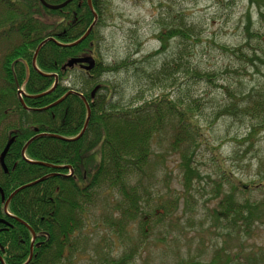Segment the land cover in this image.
Masks as SVG:
<instances>
[{"label":"trees","instance_id":"16d2710c","mask_svg":"<svg viewBox=\"0 0 264 264\" xmlns=\"http://www.w3.org/2000/svg\"><path fill=\"white\" fill-rule=\"evenodd\" d=\"M44 1L60 5L68 0ZM91 5L93 13L87 0H72L59 10H49L39 0H0V42H9L0 56V154L14 139L4 158L6 172L0 167V264L28 261L32 233L27 226L35 236L32 258L27 264H73L81 251L79 238L87 228L90 210L107 194L120 196L112 208L120 214L112 221L117 232L138 224L142 238H147L150 222L143 216L140 204L146 202V196L141 185L132 180L148 166L154 137L171 134L170 147L180 155V168L187 183L196 174L192 167L194 157L205 145L199 119L205 109L200 100L189 95L190 88L185 83L176 90L180 95L172 98L168 93L177 87L174 75L178 70L183 77L189 75L195 85H216L227 96L221 101L222 107L214 108L216 112L209 117L208 126L220 116L248 126L246 137L232 140L237 145L234 156L241 146L238 143H249L246 151H251L250 139L264 130V87L245 94L238 83L236 89L232 88L234 83L218 85L220 74L216 70L191 67L185 61L188 45L199 40L184 15H168L169 25L157 35L161 48L154 55L166 52L173 39L181 42L176 44L179 49L158 68L148 71V67L129 60L107 63L99 58V28L105 25L111 4L109 0H91ZM93 14L97 16L95 23ZM259 16L262 18L263 14ZM92 25L86 39L65 47L78 41ZM245 35L243 45L219 49L244 64L243 72H259L258 65L264 64V32L253 31L248 19ZM86 56L95 59L90 71L77 66L63 68L68 60ZM120 71L134 72L138 82L145 80L151 88L166 85V89L136 106L124 105L122 95L103 81L106 75ZM55 81L54 90L42 95ZM18 90L23 92L22 99ZM65 95L57 105L42 110ZM88 111L85 132L73 140L84 128ZM223 173L230 192L218 204L216 219L231 232L249 235L264 224V171H259L260 180L256 183V190L263 192L262 198L251 200L243 196L241 201L235 195L249 192L250 187H241L230 171ZM43 177L47 178L15 194L4 212L1 195L7 199L15 190ZM216 187L219 192L220 185ZM132 253V248H125L120 257L108 255L97 264H130Z\"/></svg>","mask_w":264,"mask_h":264},{"label":"rangeland","instance_id":"374dc122","mask_svg":"<svg viewBox=\"0 0 264 264\" xmlns=\"http://www.w3.org/2000/svg\"><path fill=\"white\" fill-rule=\"evenodd\" d=\"M109 1L110 13L105 25L99 28V58L102 61L129 60L148 67V71L158 68L179 49L176 44L180 41L170 40L166 52L154 55L161 48L157 35L169 25L168 15L176 18L182 14L199 40L186 49L185 61L189 66L216 70L220 74L218 85L234 83L232 88L236 89L238 83L245 94L248 90L264 87V64L258 65L259 72L251 69L243 72L244 64H238L234 57L219 49L246 43L248 19L251 29L263 34L264 0ZM7 44V41L0 42V56ZM174 79H177V87L168 90L172 98L180 95L176 90L185 83L190 88L189 95L198 98L205 109L199 116L205 145L197 151L192 165L196 174L186 182L180 168V155L170 147L171 134L154 137L148 166L132 180L141 185L146 196V202L140 201V204L143 216L150 222L147 238H142L138 224L118 233L112 221L115 222L120 214L112 208L120 196L118 193L104 195L90 210L87 228L79 238L78 250L81 251L73 264L103 263L108 255L120 257L125 248L133 249L130 264H264V224L247 235L243 231L235 233L225 229L224 222L216 219L218 204L230 192L223 171H230L241 187H250L249 192L235 195L237 201L243 196L251 200L262 198L263 192L256 190V183L260 180L259 171H264V168L259 169V165H264V130L250 139L253 142L251 151H246L249 143H238L241 146L234 156L237 145L232 140L246 137L248 126L233 123L226 116L218 117L212 126L207 123L212 112H216L214 108L222 107L224 102L221 101L227 100V96L216 85H195L189 75H180V70ZM103 81L112 85L116 94L122 95L124 105L136 106L166 89V85L151 88L145 80L138 82L132 71L106 75ZM219 185L218 192L216 186Z\"/></svg>","mask_w":264,"mask_h":264},{"label":"water","instance_id":"95a60500","mask_svg":"<svg viewBox=\"0 0 264 264\" xmlns=\"http://www.w3.org/2000/svg\"><path fill=\"white\" fill-rule=\"evenodd\" d=\"M71 1H72V0L65 1L64 3H62V4H60V5H50V4L46 3L44 0H39V2L42 4V6H44L45 8H47V9H49V10H59V9H62V8H64L68 3H70ZM87 2H88V7H89V9H90V10L92 11V13H93L92 5H91V0H87ZM93 15H94V23H95V21H96V19H97V16H96L95 14H93ZM93 25H94V24H93ZM93 25H92L91 27H89V29L86 31V33H85V34H84V35H83L78 41H76V42H74V43H72V44H70V45H66L65 47H67V46H68V47L76 46V45H78L79 43H81L84 39H86V37H87V36L89 35V33L91 32V30H92V28H93ZM47 41H48V40L44 41L43 43H41V44L39 45V47H38L37 50H36V53L38 52V50L40 49V47H41L43 44H45ZM49 41H51V40L49 39ZM36 53H35V56H36ZM35 56L33 57V65H34V62H35ZM74 65H80V68H82L83 70L90 71V70L94 67V65H95V61H94V59H93L91 56H89V57L77 58V59H70L69 61L66 62V64L63 66V68H64V69H66V68H72ZM56 85H57V81H55L54 86L52 87L51 90H49L48 92H46V93H44V94H42V95H45V94H49V93H51V92L54 90V88L56 87ZM97 90H98V87H96V88L92 91V93H91V96H92V97L94 96V94L96 93ZM42 95H40V96H42ZM66 96H67V95H65L63 98H61L60 100H58V101L55 102L54 104H52V105H50V106H48V107H46V108H44V109H42V110H47V109H49V108H51V107L57 105V104L60 103V102L66 97ZM89 116H90V113H89V111H88V118H87V121H86V123H85V125H84V128L82 129L81 133H80L75 139H73V140H78V139L83 135V133L85 132V129H86V127H87V123H88ZM34 139H35V138L31 139V140L25 145V147H24L23 150H22V153H24V151H25L27 145H28L30 142H32ZM13 140H14L13 138L10 139V141L7 143V145H6L5 148L3 149L2 153L0 154V167L2 168V170H3L4 172H6V167H5V164H4V158H5V155L7 154L8 150H9V147H10V145L12 144ZM61 168H62V167H61ZM63 169H64V168H63ZM65 169H66V168H65ZM46 178H47V177H43V178H41V179H39V180H37V181H35V182L29 183V184L24 185V186L20 187L19 189L15 190V191H14V192L8 197L7 201L5 202V205H4V211L6 212L8 202L11 200V198H12L15 194H17L20 190H23V189H25V188L31 187V186H33V185H35V184H37V183H39V182L45 180ZM2 198H3V196H2ZM28 229L32 232V230H31L30 228H28ZM32 235H33V241H34L35 236H34L33 232H32ZM31 258H32V254H30V257H29V259H28V262L30 261ZM0 260H1V259H0Z\"/></svg>","mask_w":264,"mask_h":264},{"label":"flooded vegetation","instance_id":"af4514ba","mask_svg":"<svg viewBox=\"0 0 264 264\" xmlns=\"http://www.w3.org/2000/svg\"><path fill=\"white\" fill-rule=\"evenodd\" d=\"M76 67V66H75ZM77 67H80V65H77ZM1 196H3V198H2V201H3V203H4V205H5V202L7 201V199H5V197H4V195H1ZM4 205H3V210H4ZM32 241V240H31ZM34 241H35V239H34ZM34 241H32L31 242V245H30V254H32V249H33V243H34ZM35 246H38V245H35ZM30 256V255H29ZM31 260V259H30ZM27 263H29L28 261L27 262H25L24 264H27Z\"/></svg>","mask_w":264,"mask_h":264}]
</instances>
